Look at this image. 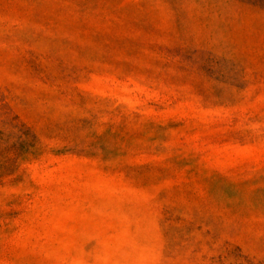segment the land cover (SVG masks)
Wrapping results in <instances>:
<instances>
[{
	"label": "rangeland",
	"instance_id": "1",
	"mask_svg": "<svg viewBox=\"0 0 264 264\" xmlns=\"http://www.w3.org/2000/svg\"><path fill=\"white\" fill-rule=\"evenodd\" d=\"M0 264H264V0H0Z\"/></svg>",
	"mask_w": 264,
	"mask_h": 264
}]
</instances>
